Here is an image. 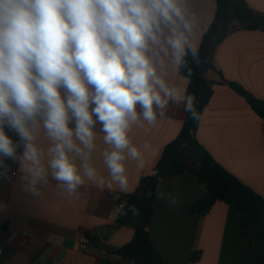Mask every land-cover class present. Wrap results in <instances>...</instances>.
I'll list each match as a JSON object with an SVG mask.
<instances>
[{"label":"clouds","instance_id":"obj_1","mask_svg":"<svg viewBox=\"0 0 264 264\" xmlns=\"http://www.w3.org/2000/svg\"><path fill=\"white\" fill-rule=\"evenodd\" d=\"M198 28L189 0H0V167L24 163L32 195L48 183V168L69 195L84 176L103 189L104 177L87 163L99 124L111 146L103 153L108 187L128 193L125 153L145 166L132 125L141 117L155 124L173 107L200 119L195 97L166 79L168 65L179 72L189 55L198 65ZM40 122L52 142L47 168L33 142ZM74 157L85 161L83 176ZM125 209L138 214L121 201L117 212Z\"/></svg>","mask_w":264,"mask_h":264},{"label":"crops","instance_id":"obj_2","mask_svg":"<svg viewBox=\"0 0 264 264\" xmlns=\"http://www.w3.org/2000/svg\"><path fill=\"white\" fill-rule=\"evenodd\" d=\"M245 1L256 12L264 13V0ZM189 7L199 24L193 40L199 46L203 32L213 21L216 0H189ZM215 66L204 72L213 82V95L203 110L196 138L220 165L264 198V121L243 96L224 83H239L264 100V32L231 33L217 48ZM166 71L170 83L182 92L187 89L188 79L180 71L171 65ZM185 114L182 108L173 107L168 118L155 124L141 117L132 125L129 138L144 154L145 166L137 168V162L125 153L128 193H122L115 184L108 187L110 175L103 153L111 146L103 142L99 124L87 163L104 177L103 189L84 176V184L69 195L48 168V183L37 184L41 194L32 195L22 179L27 175L25 164L6 160L0 167V220L4 222L0 246L6 264H129L116 254L135 232L130 226L117 225L119 202L136 190L143 176L153 173L165 146L179 134ZM33 136L47 168L52 142L42 122L33 128ZM146 143L148 149L144 148ZM22 152L23 146L18 154ZM74 160L83 176L85 161L80 157ZM206 190V184L191 171L161 181L149 232L165 263L258 264L240 231L241 212L235 206L217 202L205 215L189 212ZM84 244L87 249L81 248ZM194 253L196 261L191 259Z\"/></svg>","mask_w":264,"mask_h":264},{"label":"trees","instance_id":"obj_3","mask_svg":"<svg viewBox=\"0 0 264 264\" xmlns=\"http://www.w3.org/2000/svg\"><path fill=\"white\" fill-rule=\"evenodd\" d=\"M236 30L264 32V13L250 8L245 0H216L212 23L203 32L199 43V63L189 55L186 66L179 71L188 79L186 92L195 97V108L200 119L194 121L185 114V121L177 137L167 144L153 173L143 176L136 190L125 196L129 205H135L138 214L129 209L119 213L117 225L134 229L133 239L116 251L129 264H166L152 242L149 227L155 211L157 193L163 179L191 171L207 186L205 196L189 208L190 213L207 214L217 202L235 206L241 212L240 231L248 240L252 256L264 264V198L237 176L220 165L197 140L203 110L213 95V82L204 72L216 69L215 53L219 45ZM189 72L192 74L189 76ZM224 83L243 96L253 111L264 121V100L256 97L242 85L224 80ZM15 139L14 133H8ZM151 192V196L147 195ZM193 261L198 260L196 253Z\"/></svg>","mask_w":264,"mask_h":264},{"label":"built area","instance_id":"obj_4","mask_svg":"<svg viewBox=\"0 0 264 264\" xmlns=\"http://www.w3.org/2000/svg\"><path fill=\"white\" fill-rule=\"evenodd\" d=\"M21 147H22V145H21ZM21 147L19 149H21ZM11 176L12 177L16 176V172H13ZM121 201H126V200L124 198H121L120 202ZM120 202H119V204H120ZM3 225H4V222L0 220V229L3 227ZM81 248L87 249L88 246L86 244H84V245H81ZM0 264H6V261L4 258V250L1 246H0Z\"/></svg>","mask_w":264,"mask_h":264}]
</instances>
